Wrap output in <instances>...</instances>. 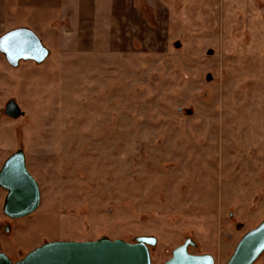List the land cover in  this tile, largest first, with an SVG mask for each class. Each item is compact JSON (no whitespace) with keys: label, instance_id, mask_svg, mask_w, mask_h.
<instances>
[{"label":"rangeland","instance_id":"374dc122","mask_svg":"<svg viewBox=\"0 0 264 264\" xmlns=\"http://www.w3.org/2000/svg\"><path fill=\"white\" fill-rule=\"evenodd\" d=\"M197 2H166L177 8L162 29L145 8L156 28L81 50L60 19L45 22L59 5L7 0L0 32L31 28L50 49L17 67L0 52V169L23 149L41 192L36 211L10 218L0 186V250L13 260L46 241L152 235L153 264L188 237L224 264L264 220V52L222 36L219 0L209 13ZM10 99L19 118L4 113Z\"/></svg>","mask_w":264,"mask_h":264},{"label":"water","instance_id":"95a60500","mask_svg":"<svg viewBox=\"0 0 264 264\" xmlns=\"http://www.w3.org/2000/svg\"><path fill=\"white\" fill-rule=\"evenodd\" d=\"M0 52L11 66L17 67L21 61L43 63L50 49L31 28L16 27L0 35ZM4 113L8 117L19 118L24 111L15 99H10ZM0 186L7 191L3 211L8 217H24L39 207L40 186L27 167L23 149L12 153L3 163ZM156 244L157 238L152 235L136 236L133 241L105 236L83 241L52 240L33 248L17 260L0 250V264H153L151 248ZM196 245L192 238H186L162 264H217L212 253L191 252L190 247ZM263 253L264 220L242 235L224 264H255Z\"/></svg>","mask_w":264,"mask_h":264},{"label":"crops","instance_id":"0c3cea01","mask_svg":"<svg viewBox=\"0 0 264 264\" xmlns=\"http://www.w3.org/2000/svg\"><path fill=\"white\" fill-rule=\"evenodd\" d=\"M169 1L174 5L179 4V0H36V3L42 4L43 8L53 3L60 6L61 12L57 18L52 17L45 22L53 23L60 19L61 32L64 29L76 38L81 37L77 43L81 50L86 49L83 47H106L108 50H115L116 47L127 45L126 39L129 44L130 37L140 36L142 31L147 30V25L162 29L163 25L169 24L171 17L168 14H172L173 9L175 11L177 8V5L176 8L169 7L166 3ZM199 2L202 3L204 12L211 11L209 6L212 0H198L197 3ZM218 4V21L222 36H241L245 40L252 38L251 45L247 44L249 51L264 52V0H219ZM145 8L153 13L156 27L150 23ZM6 10L7 0H0V31ZM41 13V10L38 13L35 11L36 17L32 16V20L30 19L34 28L35 20L41 24L45 23L40 20ZM16 27L24 26L14 25L11 29ZM2 34L0 32V35ZM259 37L262 42L257 44L256 38ZM241 50L244 51V47ZM207 252L214 255L212 251ZM230 255L231 251L223 260H228ZM261 264H264V261Z\"/></svg>","mask_w":264,"mask_h":264}]
</instances>
